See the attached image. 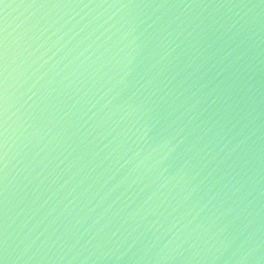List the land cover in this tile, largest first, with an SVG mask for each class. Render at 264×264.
<instances>
[{
    "label": "water",
    "instance_id": "95a60500",
    "mask_svg": "<svg viewBox=\"0 0 264 264\" xmlns=\"http://www.w3.org/2000/svg\"><path fill=\"white\" fill-rule=\"evenodd\" d=\"M0 264H264V0H0Z\"/></svg>",
    "mask_w": 264,
    "mask_h": 264
}]
</instances>
